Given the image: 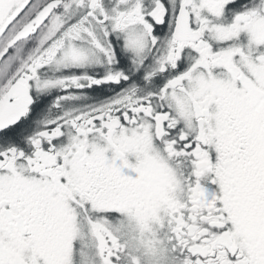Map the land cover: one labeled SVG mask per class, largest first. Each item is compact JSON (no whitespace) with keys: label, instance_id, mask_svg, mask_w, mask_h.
Listing matches in <instances>:
<instances>
[{"label":"snow or ice","instance_id":"6c2138e0","mask_svg":"<svg viewBox=\"0 0 264 264\" xmlns=\"http://www.w3.org/2000/svg\"><path fill=\"white\" fill-rule=\"evenodd\" d=\"M0 264H264V0H0Z\"/></svg>","mask_w":264,"mask_h":264}]
</instances>
